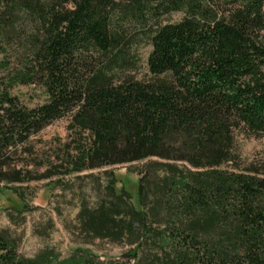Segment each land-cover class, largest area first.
Listing matches in <instances>:
<instances>
[{
    "label": "trees",
    "instance_id": "1",
    "mask_svg": "<svg viewBox=\"0 0 264 264\" xmlns=\"http://www.w3.org/2000/svg\"><path fill=\"white\" fill-rule=\"evenodd\" d=\"M173 14L181 18L163 22ZM144 41L149 78L138 79ZM19 84L47 99L27 106ZM64 117L67 141L34 173L33 137ZM236 131L264 138V0H0V190L22 197L12 185L150 157L185 161L202 170L155 189L139 178L145 210L110 171L107 197L82 208L81 226L131 242L156 233L169 251L152 264H264V171L243 165ZM0 264L102 263L87 252L24 257L0 231Z\"/></svg>",
    "mask_w": 264,
    "mask_h": 264
},
{
    "label": "rangeland",
    "instance_id": "2",
    "mask_svg": "<svg viewBox=\"0 0 264 264\" xmlns=\"http://www.w3.org/2000/svg\"><path fill=\"white\" fill-rule=\"evenodd\" d=\"M180 18V14H173L165 17L163 22L178 21ZM151 49V45L145 41L135 47L138 64L132 73L138 79L149 78L147 58ZM13 93L29 107L41 104L47 99L44 88L39 85L19 84ZM69 122V117L55 120L33 137L35 152L30 161L34 173L44 171V167L40 168L38 163L47 164L49 159L55 157L60 145L67 141ZM235 135L243 165L254 163L264 171V138L240 131H236ZM153 162L174 165L177 171L168 166H153ZM188 170L202 169L194 168L185 161L150 157L63 177L56 176L52 179L12 185L17 187L22 197L13 189L2 186L0 231L17 241L18 252L24 257L33 258L48 252L64 259L87 252L102 264H152L158 255L164 259L167 256L166 251L169 248L164 245L161 236L156 233L148 236L147 231L141 234L139 240L133 242L130 241L131 236L126 235L116 239L95 236L81 226L80 212L83 207L94 209L99 201L107 197L106 185L110 171L117 178L115 187L118 193L122 188L127 189L133 195L132 204L137 209L145 210L138 200L140 177L145 176L155 189L164 177L173 175V179L178 180L183 173L186 175ZM152 223L153 219H149L147 225L151 226ZM153 228L163 230L164 222H154ZM149 230L152 231V228ZM134 248L138 249L137 257L129 255V251Z\"/></svg>",
    "mask_w": 264,
    "mask_h": 264
}]
</instances>
